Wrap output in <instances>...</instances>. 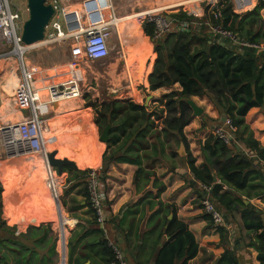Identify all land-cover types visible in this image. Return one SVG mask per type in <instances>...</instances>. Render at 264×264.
I'll return each instance as SVG.
<instances>
[{"label":"crops","instance_id":"obj_1","mask_svg":"<svg viewBox=\"0 0 264 264\" xmlns=\"http://www.w3.org/2000/svg\"><path fill=\"white\" fill-rule=\"evenodd\" d=\"M86 1L88 0H85L82 6L78 5L81 6V8H78L76 4H72L68 0H61L62 4L68 10L79 13L84 25L86 24V11L84 9ZM173 1L179 0H163L162 3H170ZM259 3L260 0H254L251 10L258 6ZM18 5L21 6L20 3ZM20 6H16L17 8L15 7V9H19L23 18L27 20L28 10L26 6L25 8ZM160 6L162 5L159 4V6L151 7L153 9L150 8V11L158 8L164 10V7ZM182 6H186L187 8L191 6L193 9H199L198 5L194 3ZM178 7L181 6L173 8L175 9ZM144 11L146 10L140 12ZM198 11H200V9ZM115 13L114 8L105 12L108 17ZM145 13L146 12L142 13L144 15H141L133 21H124L123 18L115 19L114 22H119V30L122 35L124 46L119 41L117 48L119 60H117L114 65L116 72L120 67L122 68V73L116 74L115 72L113 76L112 73H110V76L114 79L117 77V82L113 81V86L117 87L114 89L115 94L124 84L123 82L120 83L119 77H122L123 81H127L128 79L132 82L131 78H133L134 75L136 84L139 87L143 86L149 93L146 97V101L151 100L152 103L158 104L162 96L173 92H181L182 87L177 83L172 86L159 88L155 91L150 90L148 78L153 72L155 58H150V52L153 53L154 43L150 37L146 36L143 25L141 24ZM261 17L262 22L258 27L264 28V8L261 10ZM122 23L131 24L130 28L125 32V35L120 29ZM132 25L139 26L138 32L140 35H143L144 33L149 41L148 44L138 45L136 43L137 37L133 35ZM130 30L131 32L128 33ZM55 45L69 48L77 44L73 40H68L65 42L53 43L47 47V49ZM7 46L8 44L0 41V52L6 51ZM124 47L126 53H128L127 65V55L124 52ZM262 47H264V43ZM133 51H143L145 54V79L143 74H139L142 61L134 58L133 66L131 64L130 54L134 53ZM7 52L0 55V127L22 122L31 118V112L29 108L26 107L25 99L20 98L17 95V89L20 86L21 79L20 76H17L16 78L17 71L19 70L17 57L14 54L8 55ZM110 57L103 61L108 60ZM13 58H16L17 65L12 62L14 61ZM69 58V62L62 65L63 70L61 69V72L59 71L60 68H54L56 69L54 72L57 74L55 77L49 72V70H53L52 68H41L40 66L35 67L31 65L32 73H30L26 66L27 72L32 76L31 82L33 87L42 89L41 95L44 100L47 98V95L44 92L46 87L78 78L76 76V66L72 60L73 57L70 51ZM147 64L149 66H147ZM16 68H18L17 71ZM60 73L62 74L61 77H59ZM79 80L81 83L82 80ZM20 92L22 91L20 90ZM190 99H192L198 106L200 105L199 102L201 100H208L205 96L191 97ZM138 100H141V98ZM109 101L115 100L112 99ZM87 104L88 101L84 102L82 97L62 101L53 104L52 107H48L47 111L39 112V117L45 122V127L52 125L55 134L53 140L58 139L59 143H67L60 148H70V151H68L69 155H61L59 153V156H67L74 160L77 164L75 169L79 171L96 170L97 173L100 174L102 169H104L102 154L109 143L107 145L105 144L104 148V144L101 143L99 139L95 146L91 143H88L87 146V143H81L82 136L76 132V125L79 123H82L87 130L89 129L93 133L96 132L95 129L97 128L94 127V129H92V126H90L91 120H94V114H91L90 112L88 114L86 108ZM144 106L147 107L148 105L145 104ZM216 116L217 113L212 110L208 114L209 118L206 119L207 121H214ZM195 124L198 127V123L196 122ZM245 125L248 127L246 135L252 134L253 138L259 141L260 146L264 148V105L260 108H252L249 111L248 115L245 117ZM215 126L214 124L210 127L204 126V129L207 130L210 128L213 130ZM81 134L88 135L85 131H81ZM185 136L188 138V135ZM84 145L86 146V150L84 149ZM170 145L171 143H165L163 156H152L150 160L144 159L142 161V166L146 168V170L151 168L150 164L153 165L152 167H154L156 176L151 177L149 181L146 177L141 176L137 186L135 184V175L138 166L129 163H113L109 166L106 171L105 182L102 186L103 189L104 187L106 188L104 189V194L107 202V211L106 223L104 226L100 224V228L104 230L105 238L114 240L116 239L117 232L121 234L123 243L119 242V244L122 249L127 252V264L154 263L157 251L151 247L152 237L150 235V228L152 227V223H149V216L158 208V206L156 205L153 210H151V207L148 204V201L151 200H146L145 197L150 191L153 195L158 193V188L153 187V183L156 181L155 178L157 177L158 182L166 186V190L161 194L160 200L164 204L174 205L177 208L178 219L188 225L189 230L194 234L196 242L199 245L198 255L191 260L189 264H216L226 248H231L236 252L239 264H261L258 260V252L254 248L248 246L255 238L256 234L248 233L245 229L241 217L242 207L238 201L241 200L245 205L253 206L256 210L262 213V218L264 220V196L249 199L241 192L229 190V188L224 187L223 192L229 193V195L236 200L237 210L233 211L232 214H229L228 217H225L226 219L223 225L230 233V242L227 246H221L220 234L217 231V227L212 222L210 216L203 210V184L195 179L189 166V154H191L196 160V167L200 169L204 168L205 159L202 153L204 143H188V149H186L187 155L185 156H181L178 153L180 143L179 147H177V151H174L173 148L171 149L172 145ZM55 147L59 151L60 148L56 145ZM234 148L238 153L244 155L248 154L244 149L243 144L238 141L235 142ZM123 152H125V150H123ZM89 155L90 158H88ZM80 156H83L87 162L85 166L83 164L78 165L77 157ZM30 158H36V156H24L17 159L9 158L4 154L3 149L0 148V180L2 183V191L0 194V264H24V255L26 259H30L32 256L31 251L36 254L32 264H46L48 262L47 260H54L55 264H61L63 222V233L67 249V264L69 239L73 237L74 243L77 244L79 239L86 233L87 236H84L85 238L83 237L77 245V253L83 251L85 255L90 256V259L86 264H104L101 257L96 253V250H90L84 247L86 241L96 240V243H99L100 239H97L99 235L96 233V227L92 224L93 214L89 213V207L86 205V198L83 195L84 187L80 183V180L68 183L67 179L72 177V174L68 172L62 173L60 176L56 174V177L59 178L60 184H63L61 192L62 194L64 193L63 200L61 199L62 206L60 205V215L58 206H56L48 196V193L43 186L44 181L40 180L41 177L39 175L38 178L31 177V174L34 173L33 165L24 162ZM253 158L256 159V163L260 162L255 155H253ZM25 164L28 165L27 173L22 171L23 168H20L21 165ZM261 165H264V162H261ZM151 170L153 169L151 168ZM61 176L62 180L60 179ZM215 180L216 183H221L217 178ZM7 183L12 184V189H8L5 186ZM252 193H254V191ZM46 199H49L48 205L46 204ZM152 200L155 203L158 201V199L153 197ZM143 213L145 216L142 215ZM222 213L225 215L224 209ZM60 218L62 219V222ZM113 219H116L115 224L111 223ZM48 228H50V231H46ZM144 237L147 239V243L143 242ZM167 241L168 237L164 238L163 241L159 243L158 247L161 248ZM53 242H55L54 247ZM3 253L8 255L9 261L3 257Z\"/></svg>","mask_w":264,"mask_h":264},{"label":"trees","instance_id":"obj_2","mask_svg":"<svg viewBox=\"0 0 264 264\" xmlns=\"http://www.w3.org/2000/svg\"><path fill=\"white\" fill-rule=\"evenodd\" d=\"M223 7L221 9L223 12L222 24L226 29L233 31L251 44L263 45L264 28L258 27L262 22L263 0H260L259 5L253 10L242 15L234 13L230 3L223 4ZM189 9L195 10L192 7ZM173 16L178 20L188 22L197 19L185 12ZM200 23L188 32L172 31L161 40L153 42L154 49L153 53L150 52V58H155V66L148 78L150 90L155 91L177 83L182 87L181 92L162 96L159 103L164 108L161 110L160 116L150 112L144 105L133 101L89 103L86 108H92L95 112L92 129L96 126L99 132H102L107 126H111L110 141L102 154L104 169L99 174V183L104 192L106 188L103 189L102 186L105 182L106 171L111 164L129 163L138 166L135 175L137 186L141 176L146 177L148 181L151 177L156 176L153 165L150 164L153 170L151 168L146 170L142 166V161L144 159L150 160L152 156H163L166 142L164 137L176 136L179 142H183L188 149L184 128L192 120V111L185 101L191 97H208L219 114V122L221 123L224 115L232 121L235 128V142L242 143L248 153L247 155L238 153L235 151V144L229 146L212 135L202 147L205 159L203 169L196 167L195 158L189 154V166L192 174L198 182L212 187L213 202L221 212L224 209V219H226L225 217L237 210V206L236 200L229 193L223 192L225 186L229 190L243 193L249 199L264 196V165H261V162H264V148L260 146L259 141L253 138L252 134L246 135L248 127L245 125V117L249 111L264 105V51L238 47L232 51L221 46L220 42L211 40L208 26L204 24L205 22ZM216 23L211 17L209 24ZM130 25L127 23L120 25L124 35ZM132 28L133 35L137 37L136 43L138 45L149 43L144 33L143 35L139 34V26L132 25ZM143 28L146 36L152 38L154 26L145 22ZM133 52L130 54L131 64L133 66L134 58L142 61L139 74H143L145 79V54L143 51ZM165 113L170 117L160 121ZM157 122H161L163 129H160ZM79 126L80 123L76 125L77 129ZM152 138H155L153 142L150 141ZM59 144L58 139H56L55 145ZM124 149H126L125 152H123ZM229 155H231L230 158H228ZM253 155L260 160L259 163L255 162L256 159L253 158ZM77 163L85 166L87 162L83 156H80L77 157ZM27 167L28 165L25 164L21 165L20 168H23L22 171L27 173ZM91 171H79L67 166L62 173L72 174V177L67 179L68 183L80 180L84 187L83 195L86 198L89 213L93 214L92 224L96 227V233L99 235L97 239L99 238L100 242L96 243V240L86 241L84 247L96 250L104 264H113L117 262L116 253L110 246L109 239L105 238V232L100 228L98 217L91 203L89 192V173ZM31 177H37L35 170ZM216 178L221 181L220 184L216 183ZM60 179L62 180V178ZM155 179L153 187L158 188V193L153 195L150 191L145 197L146 200H151L148 201L151 210L156 205L158 206L149 216V223H152L150 228L151 247L157 251L153 264H189L198 255L199 245L188 225L178 219L177 208L174 205L164 204L160 200L166 186L159 183L157 177ZM5 186L8 189L13 187L9 183ZM1 191L2 183L0 180V194ZM253 191L254 193H252ZM152 197L158 199L157 203L152 200ZM238 202L242 207L241 217L245 229L248 233L256 234L248 246L258 252V260L264 264V220L262 213L251 205H245L241 200ZM106 203L105 200V217ZM46 204H49V199H46ZM171 214H173V218L169 219ZM142 215L145 216L144 213ZM111 223L115 224L116 219H113ZM46 231H50V228ZM217 231L220 234V245L227 246L230 242L229 231L223 224L217 226ZM84 236L86 237L87 233ZM83 237L79 239L77 244L74 243L73 237L69 239L68 264H86L90 259V256L85 255L83 251L77 253L76 250ZM166 237H168V241L159 248V243ZM143 242L147 243L145 237ZM114 243L120 250L124 251L116 239H114ZM54 245L55 242H53V247ZM31 252L30 259H26L24 255V264H32L36 254ZM47 261L46 264H55L54 260ZM216 264H239L236 252L231 248H226Z\"/></svg>","mask_w":264,"mask_h":264},{"label":"built area","instance_id":"obj_3","mask_svg":"<svg viewBox=\"0 0 264 264\" xmlns=\"http://www.w3.org/2000/svg\"><path fill=\"white\" fill-rule=\"evenodd\" d=\"M14 0H0V41L11 45L12 50L7 52L8 55H15L18 60V66L21 72V82L17 89V95L25 99L26 107L31 112V118L28 120L0 127V148L4 154L12 159H17L24 156H42L45 154V140L43 130L45 122L39 117V112L47 111L48 107L62 101L76 99L81 97V87L77 79H71L66 82L50 85L45 88L47 98L44 100L41 91L42 89L34 88L31 82V74L27 72L24 63V54L36 49L45 48L53 43L65 42L73 40L76 42L77 48L83 47V52L87 60L91 62L103 61L110 57V40L114 33L116 23V15L109 17L105 12L113 9L112 0H93L97 6V10L88 12L86 9V1L84 9L86 11V24H83L82 17L76 11L68 10L61 0H46L47 4H52L55 14L47 27L45 39L33 46H25L21 40L23 24L25 19L19 9L12 6ZM197 4H203L209 7L212 12V17L216 24L204 23L208 26V32L211 40L216 42L227 41L238 48H252L258 51H264V47L251 44L242 39L238 34L226 29L223 24V4L230 3L233 11L236 14H244L250 11L253 7L254 0H192ZM223 3V4H221ZM101 5V7L98 6ZM221 4V6H220ZM184 7V6H182ZM181 8V7H179ZM174 9V8H173ZM177 9V8H175ZM174 9V10H175ZM172 9H164L158 12L148 13L145 16L147 22L154 26V34L151 38L152 42L161 40L166 34L177 32H188L195 27L194 22L178 20L171 13ZM94 13L99 14L100 19L93 21ZM191 15V13H189ZM192 15L199 17L197 12ZM82 45V47H81ZM20 48L23 49V54L18 56L15 52ZM27 73V76H26ZM20 90L22 92H20ZM217 138L225 144L232 146L235 144V128L230 119H226L223 123H219L212 130ZM225 188H227L225 186ZM204 198L202 200L203 210L211 217L212 222L217 227L225 221L223 213L216 207L212 198V187L202 185ZM89 192L91 197L92 207L96 212L99 223L104 226L106 217L105 209V194L99 183V174L96 170L89 173ZM110 246L113 247L117 262L113 264H127L124 251L120 250L114 243V240L109 239Z\"/></svg>","mask_w":264,"mask_h":264},{"label":"rangeland","instance_id":"obj_4","mask_svg":"<svg viewBox=\"0 0 264 264\" xmlns=\"http://www.w3.org/2000/svg\"><path fill=\"white\" fill-rule=\"evenodd\" d=\"M69 2H71L72 4H76V6L78 8H81L83 2L85 0H68ZM163 0H112V4H113V8L114 11L116 12V18H123L129 15L134 14L135 12H140L143 10H147L150 9L151 7L154 6H159V4L162 3ZM21 4L22 7L25 8L26 6V0H14L12 2V6L13 8L16 6H20L18 4ZM81 5V6H78ZM200 12H197L199 9H195V10H191L187 7H182L181 8H177V9H172L174 12H168L165 13L166 15H169L171 13H175V14H179L181 12H185L189 15V13H191V15L194 12H197L199 14V17L194 16L195 18H197L196 20H193L192 22L195 23V25H200V22H205V23H210L211 22V17H212V12L210 10L209 7H205L203 4H197ZM20 6V7H21ZM191 7V6H190ZM17 8V7H16ZM224 8V7H223ZM148 16H144V19L142 20L141 24L144 26L145 22H147L146 18ZM129 29V28H128ZM127 29V30H128ZM117 26L114 27V33L112 36V39L110 40V49H111V57L106 60V61H97V62H91L89 60H87L86 55L83 52V47L81 45L82 48H77L75 46H71L69 48H63L62 46H52L49 49H47V47L45 48H36L33 49L27 53L24 54V63L25 65L28 67L30 73H32V66H40L41 68H52L53 70H49L50 74H53V76L55 77L57 74L56 69H54L55 67H57L59 69V71L61 72L62 69V65H65L66 63L69 62L70 58H69V51L72 53V57H73V62L75 63V68H76V76L78 78H76L79 83L81 79V83H80V87H81V97L84 100V102L88 101L89 103H97V104H103V103H107L109 100H117V101H121V102H130L133 101L135 103H139L141 105H145L147 104V108L150 112H153L154 114H158V116L161 115V110L164 108V106H162L160 103L158 104H154L152 103V101H146V97L149 95V93L146 91V89L141 86L139 87L136 84V81L134 79V75H133V82H130L128 79L127 81H123L122 77H119L120 83H124L123 86L120 87V90L117 91V93L115 94V90L117 87L113 86V81L117 82V77H115V79L112 77L115 72H116V68L114 63L119 60L118 59V45H119V38H118V33H117ZM131 30L128 32L130 33ZM127 35V34H126ZM167 35V34H166ZM49 47V46H48ZM13 48L11 45L7 46V51H11ZM4 52H0V55ZM14 61H12L14 64L16 62V58H13ZM153 59V58H152ZM75 60V61H74ZM118 64V62H117ZM18 68H16L17 71ZM62 69V70H61ZM44 70V69H43ZM122 68H118L116 74L122 73L121 72ZM110 73H112V76H110ZM17 76H20L21 78V72L20 69L17 71ZM27 76V73H26ZM62 74H59V77H61ZM32 77V76H31ZM21 82V79H20ZM119 88V87H118ZM95 89V91H94ZM141 100H138L140 99ZM208 100H201L199 103L201 107H203L204 109V114L196 117L193 114L192 111V120L191 123L184 128V133L185 135H188L187 141L188 143H205V141L211 137L212 135H215L214 132L212 131V129L208 128L207 130H205L204 128L206 126H211L214 124L217 125L219 124V114L216 111V109L214 108L213 103L210 101V99L207 97ZM186 103V101H185ZM187 104V103H186ZM212 108V109H211ZM87 112L89 114V112L92 114H94V109L92 108H87ZM214 111L217 113V116L214 118V121H207L208 114L210 111ZM166 117H170L168 116L166 113L163 116V119H161L160 121H163ZM94 118V116H93ZM207 118V119H206ZM198 123V127L196 126L195 123ZM82 123H80L79 129H77V133L81 134L82 132H86L87 134H83L82 139H81V143H91L93 146H95L97 144V141H99L100 136L102 135V132H99L98 129H95L96 132H92L91 130H87L82 129L81 126ZM157 124L160 126V129L162 128V124L161 122H157ZM206 124V125H204ZM90 126H94V122L93 120H91ZM205 126V127H204ZM96 127V126H95ZM98 130V131H97ZM94 131V130H93ZM97 138V139H96ZM165 139V143H171V149L173 148L174 151H177V147H179V140L176 136H170V137H164ZM155 138L150 139V141H154ZM51 141V140H49ZM48 141V142H49ZM67 143H60V146H65ZM57 145L58 148H60V146ZM107 145V144H106ZM85 146V145H84ZM99 146V145H97ZM104 148H105V144H104ZM84 149H86V146L84 147ZM103 149V147H102ZM56 150V149H54ZM99 150V149H98ZM126 150V149H124ZM179 150V149H178ZM53 150H48V152H51ZM68 151H70V148L67 147H63L59 149V153L61 155H69ZM103 151V150H102ZM88 157V156H87ZM90 158V155L89 157ZM53 173L56 176V171L53 170ZM39 175V174H38ZM41 175V181H47V173L46 171H44V173H40ZM58 175V174H57ZM60 176V175H58ZM62 178V176H61ZM44 186V184H43ZM63 188V184L60 186V191L58 194V198L60 199V205L62 206V201L63 200V194L61 192ZM64 208V207H63ZM65 209V208H64Z\"/></svg>","mask_w":264,"mask_h":264},{"label":"water","instance_id":"obj_5","mask_svg":"<svg viewBox=\"0 0 264 264\" xmlns=\"http://www.w3.org/2000/svg\"><path fill=\"white\" fill-rule=\"evenodd\" d=\"M86 9L88 12H93L97 10V6L93 0H88L86 3ZM26 8L28 10V19L25 20L23 24L22 29V35L21 40L25 46H33L35 44H38L42 42L45 39V34L47 31V27L49 26L54 14L55 10L52 4H47L46 0H26ZM100 19L99 14L94 13L92 16V20L98 21ZM220 45L226 48L231 49L232 51L236 50V46L231 45L228 42L222 41L220 42ZM187 105L191 108L193 111L194 116L199 117L203 115L204 109L198 106L192 99L186 100ZM227 119V116L222 117V122L224 123ZM110 130L111 126H107L102 135L100 136V142L103 144H108L110 141ZM46 150V148H45ZM178 153L181 156L187 155L186 153V147L183 142L180 143V148L178 150ZM231 155L228 156L230 158ZM41 159H45L48 166L56 171L58 175H61L63 172V169L67 166H71L73 168L77 167V164L74 160L70 159L69 157H61L59 156V151L53 150L51 152L45 151V154L42 156H39ZM56 202L58 205V209L61 215V208H60V202L59 198L56 197ZM173 218V214L169 216V219ZM61 222L62 219L60 218ZM64 228V222L62 225V262L61 264H67V258H66V241L65 236L63 233ZM116 239L118 242L123 243V239L121 237V234L119 232L116 233ZM127 252L124 251V256L126 257ZM3 257L9 261V257L6 253H3ZM127 263V260H126Z\"/></svg>","mask_w":264,"mask_h":264},{"label":"bare ground","instance_id":"obj_6","mask_svg":"<svg viewBox=\"0 0 264 264\" xmlns=\"http://www.w3.org/2000/svg\"><path fill=\"white\" fill-rule=\"evenodd\" d=\"M191 3L197 4V3H195L192 0H187V1L179 0V1H173V2H170V3H162V4H160V5H162L160 7H164V9H168V8H173V7L182 6V5L191 4ZM98 6L101 7L100 4H98ZM184 7H186V6H184ZM151 9H153V8H151ZM151 9H148V10L144 11V12H146L145 15H147L148 13L158 12V11L162 10V8H158L156 10L150 11ZM144 12H139V13L137 12V13H134L132 15L123 17V19H124V21H133L136 18H139L141 15H144V14H142ZM114 23H116V26H117V30L116 31H117L118 36H119V41H120V43L123 44L122 35L120 33V30H119V22L117 21V22H114ZM123 46H124V44H123ZM124 52L127 55V57H126V65H127V63H128V53H126L125 47H124ZM15 53L18 56H21L23 54V49L18 48ZM147 66H149V65L147 64ZM131 80H133V78H131ZM44 92L46 93V91H44ZM44 92H42V93H44ZM81 126H82L83 129H85L83 124H81ZM43 136H44V140H45V145H46V150L47 151L48 150L57 149L55 147V140H53L54 137H55V134H54V130L52 129V125H48L47 127H45V129L43 130ZM49 140H51V141H49ZM24 162L28 163L30 165H33L34 170L37 172V178H38V174L41 177L40 173H42V172L44 173V171H46V173L48 174L47 175L48 178H47V181H45V183H44V188L46 189V191L48 193V196L50 197L51 201H53L54 204L56 206H58L57 202H56V200H57L56 197L58 198V194H59V191H60L61 184L59 182V178L56 177L55 174L52 172V169L48 166L46 160L44 158L41 159V158H39V156H37L36 158L27 159Z\"/></svg>","mask_w":264,"mask_h":264}]
</instances>
